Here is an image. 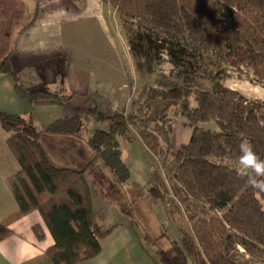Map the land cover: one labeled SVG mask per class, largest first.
<instances>
[{"label":"trees","instance_id":"trees-1","mask_svg":"<svg viewBox=\"0 0 264 264\" xmlns=\"http://www.w3.org/2000/svg\"><path fill=\"white\" fill-rule=\"evenodd\" d=\"M105 1L122 17L136 61L140 38L145 36L148 41L159 39L173 64L181 61L194 71H205V58L213 53L233 67L247 64L264 84V0ZM0 73L12 77L15 90L30 104L62 103L58 91L25 87L6 59L0 60ZM157 98L174 104L192 127L188 141L173 152L169 116L163 111L151 113ZM109 120L108 129L97 128L92 135L93 157L87 165L100 159L119 183L125 181L129 170L117 136L131 140L135 127L161 165L162 172L153 171V195L165 209L169 191L180 204L192 206L190 230L180 227L179 241L157 248L160 264H251L237 259L235 254L242 248L264 259V177L245 175L240 148L246 138L264 160V100L249 99L227 86L196 83L193 87L162 77L143 86L128 113L115 111ZM206 121H215L218 129L200 124ZM81 124L77 106L44 129L29 117L0 109L6 143L20 166L5 178L18 208L0 219V239L11 234L13 219L36 209L54 240L46 250L53 264H75L94 257L102 247L87 166L53 163L41 140L44 132L74 134ZM34 230L42 235L38 224Z\"/></svg>","mask_w":264,"mask_h":264},{"label":"rangeland","instance_id":"rangeland-1","mask_svg":"<svg viewBox=\"0 0 264 264\" xmlns=\"http://www.w3.org/2000/svg\"><path fill=\"white\" fill-rule=\"evenodd\" d=\"M42 22H53L58 27L60 25V34L53 27L49 29L53 36H44L46 29H37V36L40 40L57 39L60 48L74 58L72 70L78 72L80 83L85 85L84 90L72 95L75 107L80 109L82 122L78 135L81 141H77V144L86 159L76 164L85 165L92 159L93 151L84 143H89L90 136L97 128L110 127L109 115L117 111L115 103L119 104L117 109L123 111L126 94L133 85L132 69L136 70L137 89H133L128 106L123 111L125 114L131 108L132 99L139 95L143 86L162 77L185 81L193 87L196 83L206 87L227 86L238 90L249 99L264 100V84L257 80L247 64L233 67L213 53L205 58L202 66L205 71H194L185 62L173 64L167 50L158 45L161 44L159 39L152 38L148 41L143 36L140 38L141 46L136 61L129 47L122 17L105 0H0L1 32L4 33L3 36L0 35L3 39L0 46L13 42L20 23L30 27L31 24ZM25 30L28 31H23ZM1 51H5V48H0V54ZM166 105L165 100L154 99L151 113L163 111L169 116L173 152L181 143L188 141L192 127L185 123L184 115L176 112L174 104ZM38 114L37 111L34 112L36 117ZM200 124L208 129H218L215 121ZM131 130L135 136H139L135 127H131ZM117 139L121 158L128 167L129 175L121 184L108 176L103 180V173L100 179V168L104 164L100 159L93 158L87 173L92 201L96 204L100 197L107 196L114 198L115 204H118L120 195H129L136 205V214L131 218L130 225L144 233V236L143 233L140 236L142 245L167 248L171 240L179 241L180 227L190 230L188 217L192 206L180 204L169 191L166 194L168 205L165 209L164 204L150 190L153 185V171L162 172L158 158L138 139L128 140L123 135H118ZM90 145L92 148V143ZM67 150H70L71 153H68L72 156H78L79 150ZM54 152L57 157L63 155L60 148H55ZM104 181L108 182L111 189H108ZM111 211H108L109 215ZM223 211H218V214L222 215ZM121 222L123 221H117ZM235 255L240 261L264 264V259L248 255L243 248Z\"/></svg>","mask_w":264,"mask_h":264},{"label":"crops","instance_id":"crops-1","mask_svg":"<svg viewBox=\"0 0 264 264\" xmlns=\"http://www.w3.org/2000/svg\"><path fill=\"white\" fill-rule=\"evenodd\" d=\"M17 27L19 29L13 42L0 46V48H5V51H1L0 60L6 59L10 63L25 87L29 89L44 88L62 93V103L30 104L26 98L17 93L12 77L6 73H0V109L7 113L29 117L38 128L44 129L53 120L73 112L75 102L72 95L84 90L85 85L80 83L78 72L72 70L71 64L74 58L60 48L57 39L40 40L37 36V29H46L44 32L46 37L53 36L49 29L55 27L56 33H58L60 25L58 27L53 22H42L27 27L20 23ZM1 29H3L2 23H0V35L3 36L4 33L2 34ZM24 29L28 31H23ZM2 40L0 38V41ZM135 72L136 70L132 69L133 85H131V91L126 94L123 111L128 106L127 102L133 94V89H137ZM118 82L122 86L121 81ZM66 95H71V97L66 98ZM115 104L117 107L119 106L118 103ZM117 107L116 110L119 111ZM35 111L39 113L38 117L34 115ZM79 130L74 134L44 132L41 134V140L53 163L73 167L88 166L89 168L85 169L88 179L87 173L90 170V164H76L86 160L77 144V141H81L78 137ZM6 137L7 132L0 125V219L18 208L5 178L15 173L20 166L6 143ZM91 138L92 135L89 140ZM134 139L142 141L139 136L134 135L132 140ZM84 144H87L93 151L90 141ZM55 148H60L63 155L57 157L54 152ZM74 148L76 151L79 150L78 156H72L69 154L70 150H67ZM102 166L99 172L100 179H102L103 173V180L108 176L119 184L111 171L105 165ZM104 182L108 189H111L108 182ZM118 199H121L118 204H115L114 198L111 199L107 196L100 197L96 204L94 200L92 201L96 230L103 233L99 237L102 247L94 257L75 264H160L156 255L157 248L142 245L140 238L142 230H136L130 225L131 218L136 214L134 200L127 194L120 195ZM109 210H112L111 215L108 214ZM117 221L123 222L117 223ZM35 224H38L42 232L41 236L35 232ZM9 227L11 234L0 239V264H53L46 255V250L54 243V240L38 210L34 209L16 217L10 222Z\"/></svg>","mask_w":264,"mask_h":264},{"label":"clouds","instance_id":"clouds-1","mask_svg":"<svg viewBox=\"0 0 264 264\" xmlns=\"http://www.w3.org/2000/svg\"><path fill=\"white\" fill-rule=\"evenodd\" d=\"M241 160L245 168V175L252 177H264V160L256 154L252 143L248 139H242ZM259 186V184H257Z\"/></svg>","mask_w":264,"mask_h":264}]
</instances>
